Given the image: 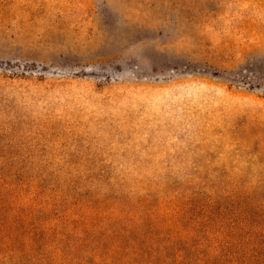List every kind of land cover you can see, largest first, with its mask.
Segmentation results:
<instances>
[{
	"label": "rangeland",
	"instance_id": "1",
	"mask_svg": "<svg viewBox=\"0 0 264 264\" xmlns=\"http://www.w3.org/2000/svg\"><path fill=\"white\" fill-rule=\"evenodd\" d=\"M0 264H264V0H0Z\"/></svg>",
	"mask_w": 264,
	"mask_h": 264
}]
</instances>
